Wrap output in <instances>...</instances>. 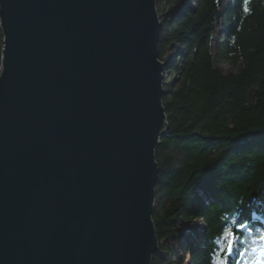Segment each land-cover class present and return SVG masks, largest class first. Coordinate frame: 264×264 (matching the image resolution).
<instances>
[{
  "label": "water",
  "instance_id": "obj_1",
  "mask_svg": "<svg viewBox=\"0 0 264 264\" xmlns=\"http://www.w3.org/2000/svg\"><path fill=\"white\" fill-rule=\"evenodd\" d=\"M159 28L155 0H0V264H150Z\"/></svg>",
  "mask_w": 264,
  "mask_h": 264
},
{
  "label": "trees",
  "instance_id": "obj_2",
  "mask_svg": "<svg viewBox=\"0 0 264 264\" xmlns=\"http://www.w3.org/2000/svg\"><path fill=\"white\" fill-rule=\"evenodd\" d=\"M155 7L169 82L165 134L154 152L158 246L150 264H215L226 228L237 234L228 264L260 260L264 0H155Z\"/></svg>",
  "mask_w": 264,
  "mask_h": 264
},
{
  "label": "snow or ice",
  "instance_id": "obj_3",
  "mask_svg": "<svg viewBox=\"0 0 264 264\" xmlns=\"http://www.w3.org/2000/svg\"><path fill=\"white\" fill-rule=\"evenodd\" d=\"M247 2V0H245ZM247 10V9H246ZM238 227H243V224H238ZM236 233L231 228H226L221 234L218 244L223 243V246L219 248L217 252V259L215 264H228V258L232 255L233 252H236L235 248V239ZM261 241H264V235L258 237ZM256 249H253L255 252ZM243 252H237V255H243ZM260 260L250 261L249 264H264V249H260ZM239 264V262H237Z\"/></svg>",
  "mask_w": 264,
  "mask_h": 264
},
{
  "label": "rangeland",
  "instance_id": "obj_4",
  "mask_svg": "<svg viewBox=\"0 0 264 264\" xmlns=\"http://www.w3.org/2000/svg\"><path fill=\"white\" fill-rule=\"evenodd\" d=\"M163 4V3H162ZM161 3H160V7H163V5H162ZM163 80H164V83H167V82H169V79H168V74H167V72H165L164 74H163ZM162 84H163V81H162Z\"/></svg>",
  "mask_w": 264,
  "mask_h": 264
}]
</instances>
